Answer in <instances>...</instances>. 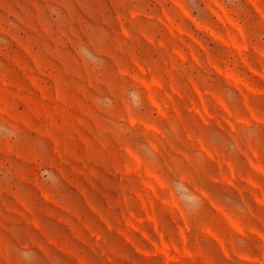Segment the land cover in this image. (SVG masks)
<instances>
[{
    "label": "rangeland",
    "instance_id": "rangeland-1",
    "mask_svg": "<svg viewBox=\"0 0 264 264\" xmlns=\"http://www.w3.org/2000/svg\"><path fill=\"white\" fill-rule=\"evenodd\" d=\"M0 264H264V0H0Z\"/></svg>",
    "mask_w": 264,
    "mask_h": 264
},
{
    "label": "bare ground",
    "instance_id": "bare-ground-1",
    "mask_svg": "<svg viewBox=\"0 0 264 264\" xmlns=\"http://www.w3.org/2000/svg\"><path fill=\"white\" fill-rule=\"evenodd\" d=\"M182 8V7H181ZM183 9V8H182ZM184 11V10H183Z\"/></svg>",
    "mask_w": 264,
    "mask_h": 264
}]
</instances>
